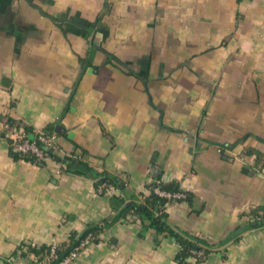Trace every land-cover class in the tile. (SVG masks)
<instances>
[{
    "label": "crops",
    "instance_id": "obj_1",
    "mask_svg": "<svg viewBox=\"0 0 264 264\" xmlns=\"http://www.w3.org/2000/svg\"><path fill=\"white\" fill-rule=\"evenodd\" d=\"M0 118L55 127L61 156L125 182L17 159L0 121V264H47L26 246L67 243L156 181L191 196L169 225L215 248L191 264H264V169L246 153L264 156V0H0ZM132 219L75 264H178L173 237Z\"/></svg>",
    "mask_w": 264,
    "mask_h": 264
},
{
    "label": "trees",
    "instance_id": "obj_2",
    "mask_svg": "<svg viewBox=\"0 0 264 264\" xmlns=\"http://www.w3.org/2000/svg\"><path fill=\"white\" fill-rule=\"evenodd\" d=\"M109 60L116 58L107 53ZM118 61V60H117ZM0 121H3L5 125L16 128L17 132L22 131L29 135L32 142H36L37 146L40 149H45V146L40 142L38 135H36V130L30 126L22 124L21 122L13 121L10 118H5ZM47 134H53L55 132V127L49 126L46 129L42 130ZM19 141V139L17 140ZM10 146L15 142L9 137ZM49 159L56 162L59 165H65L66 168L62 172L72 173L74 171L81 172L82 174L89 176L95 180L96 189L106 184L117 189L119 192L125 191V182L124 180L115 174L102 172L98 173L95 170H89L88 165L83 162L82 157L79 154L73 156H61L56 148L48 149ZM12 153V152H11ZM248 155H254L256 157V163L260 169H264V156L261 152H258L253 149H248L246 152ZM12 155L17 159L26 160L32 164L38 166H45L44 162H39L31 154L27 155ZM148 194L132 195L130 197H116L118 202V207L116 208V215L106 220L102 224H89L86 226L84 231L80 233H73L70 235L67 243H63L60 246H56L55 255L56 259L52 261V264H60L75 248L81 245V242L86 239L89 235L92 236V241L90 244L99 242L100 234L105 230L119 222L134 223L133 217H136L141 224L140 237L144 238L146 232L153 231L158 237L171 236L173 237L177 244L180 246V251L177 256L178 264H191L189 258H194L196 263H202L207 257L215 250L214 246L209 244L207 241L187 235L178 231L177 229L172 228L168 223V213L166 211V206L171 200L168 198L162 197L156 191H162L170 194L183 193L186 195V200L190 201L191 196L183 192L180 186L176 183L173 184H164L161 181H156L153 184L148 186ZM260 224H263L260 222ZM160 238V239H161ZM160 243V240L157 244ZM28 252L34 253L39 256L40 259L48 258L52 246H26ZM199 253H202V256H199ZM48 260V259H47Z\"/></svg>",
    "mask_w": 264,
    "mask_h": 264
},
{
    "label": "built area",
    "instance_id": "obj_3",
    "mask_svg": "<svg viewBox=\"0 0 264 264\" xmlns=\"http://www.w3.org/2000/svg\"><path fill=\"white\" fill-rule=\"evenodd\" d=\"M35 133L36 135H38L40 142H42L43 145L45 146V149H40L37 146L36 142H32V140H30L29 135L27 133L19 131V132H15L14 136L11 137L12 140L15 141L12 144L11 151L12 153L19 155L31 154L37 159V161L46 163L50 160L47 151L49 148L54 149L57 147L58 136L55 133L47 134L42 130H37ZM18 139L19 141H17ZM65 168H66L65 165H58V172L61 173L62 170ZM100 190L102 192L106 190H109L110 192L117 191V189H115L114 187L108 186L106 184L101 185ZM156 192L160 194L162 197L168 198L169 200H171V202L181 201L186 198V195L183 193L170 194L159 190H157ZM91 241H92V236L89 235L86 239H84L81 242V245L75 248L60 264H75L80 252L86 249V247L90 245ZM55 248L56 246L52 247L51 253L48 257L47 264H52V261L56 259ZM22 253L23 250L18 251V254H22ZM202 255H203L202 253H199V256ZM191 260L193 262L195 261L194 258H192Z\"/></svg>",
    "mask_w": 264,
    "mask_h": 264
},
{
    "label": "water",
    "instance_id": "obj_4",
    "mask_svg": "<svg viewBox=\"0 0 264 264\" xmlns=\"http://www.w3.org/2000/svg\"><path fill=\"white\" fill-rule=\"evenodd\" d=\"M62 22L71 23V24L76 25V26H78V27H82V28L87 29L88 32H89L90 34H92V36H93V43H94V45H98V43H97L96 41L94 42L95 32H94V29H93L92 27H86V26H83V25L78 24V23H76L75 21H72V20H69V19H68V20H62ZM57 129H58V131L60 130V128H57Z\"/></svg>",
    "mask_w": 264,
    "mask_h": 264
}]
</instances>
